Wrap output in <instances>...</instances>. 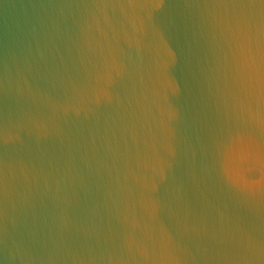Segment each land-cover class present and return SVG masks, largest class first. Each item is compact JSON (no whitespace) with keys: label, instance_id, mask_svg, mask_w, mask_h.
Returning a JSON list of instances; mask_svg holds the SVG:
<instances>
[{"label":"water","instance_id":"95a60500","mask_svg":"<svg viewBox=\"0 0 264 264\" xmlns=\"http://www.w3.org/2000/svg\"><path fill=\"white\" fill-rule=\"evenodd\" d=\"M0 264H264V0H0Z\"/></svg>","mask_w":264,"mask_h":264}]
</instances>
